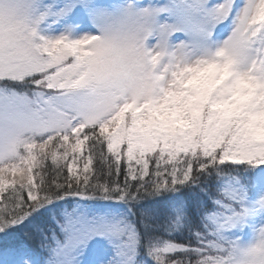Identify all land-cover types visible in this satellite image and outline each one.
<instances>
[{"label":"snow or ice","instance_id":"6c2138e0","mask_svg":"<svg viewBox=\"0 0 264 264\" xmlns=\"http://www.w3.org/2000/svg\"><path fill=\"white\" fill-rule=\"evenodd\" d=\"M0 264H264V0H0Z\"/></svg>","mask_w":264,"mask_h":264}]
</instances>
